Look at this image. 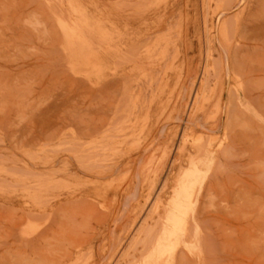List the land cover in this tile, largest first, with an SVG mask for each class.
<instances>
[{
    "label": "rangeland",
    "instance_id": "1",
    "mask_svg": "<svg viewBox=\"0 0 264 264\" xmlns=\"http://www.w3.org/2000/svg\"><path fill=\"white\" fill-rule=\"evenodd\" d=\"M0 264H264V0H0Z\"/></svg>",
    "mask_w": 264,
    "mask_h": 264
}]
</instances>
